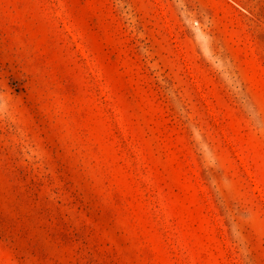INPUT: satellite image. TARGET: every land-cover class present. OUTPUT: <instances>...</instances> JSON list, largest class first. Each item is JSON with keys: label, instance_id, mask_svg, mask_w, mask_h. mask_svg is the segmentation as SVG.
Listing matches in <instances>:
<instances>
[{"label": "rangeland", "instance_id": "374dc122", "mask_svg": "<svg viewBox=\"0 0 264 264\" xmlns=\"http://www.w3.org/2000/svg\"><path fill=\"white\" fill-rule=\"evenodd\" d=\"M0 264H264V0H0Z\"/></svg>", "mask_w": 264, "mask_h": 264}]
</instances>
